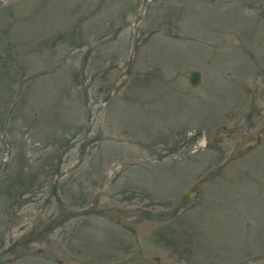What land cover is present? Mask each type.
<instances>
[{
    "label": "rangeland",
    "instance_id": "1",
    "mask_svg": "<svg viewBox=\"0 0 264 264\" xmlns=\"http://www.w3.org/2000/svg\"><path fill=\"white\" fill-rule=\"evenodd\" d=\"M0 264H264V0H0Z\"/></svg>",
    "mask_w": 264,
    "mask_h": 264
},
{
    "label": "water",
    "instance_id": "2",
    "mask_svg": "<svg viewBox=\"0 0 264 264\" xmlns=\"http://www.w3.org/2000/svg\"><path fill=\"white\" fill-rule=\"evenodd\" d=\"M189 83L191 86H197L200 83V73L197 70H192L189 74ZM190 193L186 196L189 197ZM158 260V258H156Z\"/></svg>",
    "mask_w": 264,
    "mask_h": 264
}]
</instances>
